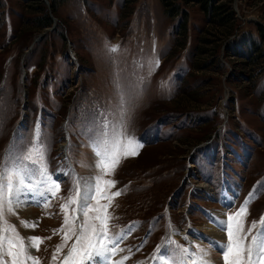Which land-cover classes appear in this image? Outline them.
Returning <instances> with one entry per match:
<instances>
[{
	"label": "rangeland",
	"instance_id": "1",
	"mask_svg": "<svg viewBox=\"0 0 264 264\" xmlns=\"http://www.w3.org/2000/svg\"><path fill=\"white\" fill-rule=\"evenodd\" d=\"M231 3L235 27L225 46L196 5L181 3V47V15L167 16L160 0H64L53 25L33 34L26 23L41 13V1L0 0V157L10 142L32 141L38 125L60 184L47 205L26 202L5 214L21 237L43 238L29 249L39 264H60L75 240L62 243L53 230L75 182L98 174L90 138L105 121L142 145L102 177L99 203L111 200L109 237H119L112 261L159 264L155 250L165 241L203 247L208 225L216 228L253 191L244 231L264 216V57L249 61L264 28V0ZM79 207L66 209L77 232L84 217L72 209Z\"/></svg>",
	"mask_w": 264,
	"mask_h": 264
},
{
	"label": "snow or ice",
	"instance_id": "2",
	"mask_svg": "<svg viewBox=\"0 0 264 264\" xmlns=\"http://www.w3.org/2000/svg\"><path fill=\"white\" fill-rule=\"evenodd\" d=\"M117 48L118 46H112L110 50L115 51ZM156 64L158 66L159 61ZM109 124L110 122L105 121L90 138V147L97 158L94 167L98 174L88 179H78L74 187L75 195L61 204V211L65 212L64 220L61 228L53 231L63 233L62 243L73 236L75 240L60 264H123L122 260H111L116 254L119 239L109 237L107 221L111 217L106 213L111 200L109 204L101 205L98 196L103 197L100 187L102 177L114 172L122 157L137 155L142 145L134 137L128 136L122 126L113 125L109 128ZM46 151V146L39 140L37 125L32 141L23 146L10 142L0 157V264H28L29 261L31 264H39L38 258L32 257L29 249L38 250L43 238L21 237L15 226L7 222L5 214H15V209L26 202L39 204L43 201L47 205L49 197L57 196L60 184L47 168ZM103 183L109 187L115 184L111 180H103ZM120 194L117 191L111 196ZM254 197L255 192H250L237 212L228 213L215 222V226L225 232L224 241L210 242L207 248L183 247L175 241H165L157 246L155 251L159 255L154 258L159 264H212L208 254L211 250H217L221 253L224 264H264V216L258 222L253 221L247 232L244 231V217L247 215L248 204ZM90 201H95V204ZM78 203L80 207L73 208L72 211L82 214L84 220L77 232L75 227L70 226L74 224L76 216L69 217L66 209ZM91 212L97 215L90 216ZM21 224L28 227L26 220H22ZM32 226L35 227V224ZM60 250L61 245L58 244L53 260Z\"/></svg>",
	"mask_w": 264,
	"mask_h": 264
},
{
	"label": "trees",
	"instance_id": "3",
	"mask_svg": "<svg viewBox=\"0 0 264 264\" xmlns=\"http://www.w3.org/2000/svg\"><path fill=\"white\" fill-rule=\"evenodd\" d=\"M39 1L42 3L41 13H36V15L28 19L26 23L29 30L32 27V34L43 31L53 25L54 21L52 16H54L55 11L57 10V4H60L64 0H48L50 4L48 8L46 7L45 2L42 0ZM125 1L126 5H131L134 0ZM160 2L167 16L173 18L181 15L182 24L180 29L183 36V40L180 42L181 47L184 45L186 40V15L184 9L181 7V3L196 5L201 10L204 16H206L209 25L216 30V34L221 33V36L223 37L222 39H224V43H222L223 46L226 44V39L233 35L235 27V12L232 7L231 0H160ZM33 29L36 30L33 31ZM258 32L260 36L259 44L251 42L249 45L252 52L249 56V61L254 62L253 64H256L257 59L260 57H264V49L262 47V44H264V28L259 27ZM60 35L63 36V33L61 32ZM196 70H198L197 66Z\"/></svg>",
	"mask_w": 264,
	"mask_h": 264
},
{
	"label": "bare ground",
	"instance_id": "4",
	"mask_svg": "<svg viewBox=\"0 0 264 264\" xmlns=\"http://www.w3.org/2000/svg\"><path fill=\"white\" fill-rule=\"evenodd\" d=\"M25 204L20 205L17 208H23L25 207ZM208 227L210 228L209 230H205V232H203V236L201 237L202 239H204V241L200 244L203 245V247L207 248L210 244V242H221L223 241V235L220 233V231L218 232V229H216L214 226L212 225H208ZM191 248H194L195 246H191ZM209 258H211L212 260V264H220V252L217 250H211L209 252ZM118 261V260H115Z\"/></svg>",
	"mask_w": 264,
	"mask_h": 264
},
{
	"label": "water",
	"instance_id": "5",
	"mask_svg": "<svg viewBox=\"0 0 264 264\" xmlns=\"http://www.w3.org/2000/svg\"><path fill=\"white\" fill-rule=\"evenodd\" d=\"M40 36H41V34H39V35L35 38V40H38Z\"/></svg>",
	"mask_w": 264,
	"mask_h": 264
}]
</instances>
